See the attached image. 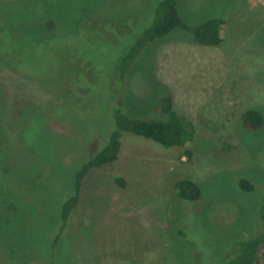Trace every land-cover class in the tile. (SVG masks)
<instances>
[{
  "label": "rangeland",
  "instance_id": "374dc122",
  "mask_svg": "<svg viewBox=\"0 0 264 264\" xmlns=\"http://www.w3.org/2000/svg\"><path fill=\"white\" fill-rule=\"evenodd\" d=\"M159 1L0 0V264L48 263L72 175L108 138L116 104L164 118L168 94L190 156L123 134L118 159L87 175L56 264H213L264 230V123L242 121L264 116V0H180L188 25L223 18V41L176 28L123 76ZM187 178L199 200L177 196Z\"/></svg>",
  "mask_w": 264,
  "mask_h": 264
},
{
  "label": "trees",
  "instance_id": "16d2710c",
  "mask_svg": "<svg viewBox=\"0 0 264 264\" xmlns=\"http://www.w3.org/2000/svg\"><path fill=\"white\" fill-rule=\"evenodd\" d=\"M179 1L160 0L158 2L150 26L139 34L138 38L121 56V61H118L117 67L123 76L127 74L130 66L148 43L169 34L176 28L189 31L193 35L194 41L203 45H217L223 41L226 27V21L223 18L214 17L197 25H188L179 14L177 8ZM120 102L114 108L113 119L115 125L108 138L102 139L104 143L101 142L100 150L98 149L91 158L83 160L72 175L71 191L68 190L69 195L65 197L61 205L58 234L54 236L52 242L50 241L51 256L47 264H56V249L80 204L87 175L92 169H99L118 159L123 134L131 133L142 136L164 147L185 146V153L188 156L191 154L190 148H188L189 140L185 136L187 121L175 110L171 95H166L160 101L158 110L164 115V118L130 116L125 112L123 102ZM154 115L156 116V114ZM242 121L248 130H255L262 127L264 116L261 111L252 108L244 112ZM115 181L121 186L124 185V180L121 177H115ZM240 183L245 190L249 191L254 188L253 184L247 179H242ZM174 188L177 196L182 200L196 201L202 196L201 186L188 178L175 182ZM261 212V220L264 222V199ZM238 249L231 256L219 259L218 262L216 261L213 264H264V230L256 237H247L241 240Z\"/></svg>",
  "mask_w": 264,
  "mask_h": 264
}]
</instances>
